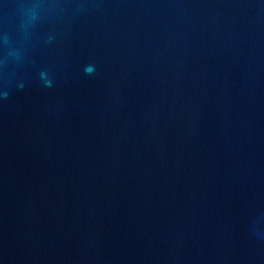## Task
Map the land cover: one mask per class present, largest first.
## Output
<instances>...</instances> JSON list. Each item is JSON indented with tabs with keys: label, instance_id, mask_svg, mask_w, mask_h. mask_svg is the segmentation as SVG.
<instances>
[{
	"label": "water",
	"instance_id": "water-1",
	"mask_svg": "<svg viewBox=\"0 0 264 264\" xmlns=\"http://www.w3.org/2000/svg\"><path fill=\"white\" fill-rule=\"evenodd\" d=\"M0 264H264V0H0Z\"/></svg>",
	"mask_w": 264,
	"mask_h": 264
},
{
	"label": "clouds",
	"instance_id": "clouds-1",
	"mask_svg": "<svg viewBox=\"0 0 264 264\" xmlns=\"http://www.w3.org/2000/svg\"><path fill=\"white\" fill-rule=\"evenodd\" d=\"M89 71H91V69H89Z\"/></svg>",
	"mask_w": 264,
	"mask_h": 264
}]
</instances>
